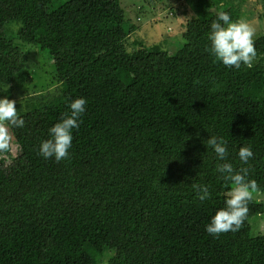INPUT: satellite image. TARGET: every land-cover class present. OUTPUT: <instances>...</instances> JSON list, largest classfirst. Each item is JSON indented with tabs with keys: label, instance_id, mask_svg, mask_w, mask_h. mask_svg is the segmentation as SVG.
Returning <instances> with one entry per match:
<instances>
[{
	"label": "trees",
	"instance_id": "16d2710c",
	"mask_svg": "<svg viewBox=\"0 0 264 264\" xmlns=\"http://www.w3.org/2000/svg\"><path fill=\"white\" fill-rule=\"evenodd\" d=\"M184 1L192 16L169 53L128 50L119 0H0V97L25 96L24 127L8 125L15 155L0 151L10 158L0 162V264H264V235L251 227L261 202L249 201L239 231H205L232 184L203 143L223 137L228 162L264 194V34L251 68L226 67L207 37L218 12L238 20V0ZM29 49L50 62L53 91H35ZM79 97L69 157L44 159L41 141ZM247 145L254 158L241 165Z\"/></svg>",
	"mask_w": 264,
	"mask_h": 264
},
{
	"label": "clouds",
	"instance_id": "9594fccd",
	"mask_svg": "<svg viewBox=\"0 0 264 264\" xmlns=\"http://www.w3.org/2000/svg\"><path fill=\"white\" fill-rule=\"evenodd\" d=\"M255 29L245 20L233 21L227 12L220 11L210 24L208 40L210 53L226 67L239 69L241 65L253 66L257 56L254 44ZM86 98H75L68 103V111L62 118L48 129V139L41 141L39 154L44 159L54 158L60 162L69 157L72 147L73 130L78 129L82 114L85 112ZM24 119L18 115L16 101L7 96L0 97V151L9 148L10 135L8 125L15 128L24 127ZM203 143L215 153L216 172L224 181H230L232 187L226 194L224 206L217 209L210 222L205 225V231L218 236L222 233L237 232L245 221L252 194L257 190V183L249 179L247 167L234 168L228 162V142L223 137L211 135ZM241 165L248 164L254 158L251 145L241 146L237 153ZM200 202L210 198V186L206 184L193 185Z\"/></svg>",
	"mask_w": 264,
	"mask_h": 264
},
{
	"label": "rangeland",
	"instance_id": "374dc122",
	"mask_svg": "<svg viewBox=\"0 0 264 264\" xmlns=\"http://www.w3.org/2000/svg\"><path fill=\"white\" fill-rule=\"evenodd\" d=\"M121 8L124 11L125 22L132 27V31L126 41L128 50L133 51L139 46H134L135 42L142 44L148 48L153 45H159L162 50L174 53L176 45L180 46L182 42L181 34L184 33L185 25L192 13L188 9L184 0H172L157 2L155 0H119ZM238 12V20H245L255 29L254 40L264 34V19L260 16L264 15V0H238L234 3ZM178 48V47H177ZM28 63L26 64L28 72L31 74L33 84L36 90L43 93L53 91L56 84L51 83V64L41 55L29 49L27 52ZM50 87L49 89H47ZM18 90L14 91L13 100L19 104L24 100L25 96L20 94ZM9 142L10 156L15 155L13 137ZM9 153L1 156L0 162L9 163ZM252 199L261 202L264 205V194L253 192ZM252 235H264V214L259 218L251 220ZM107 259V258H106ZM104 260L106 264L107 260Z\"/></svg>",
	"mask_w": 264,
	"mask_h": 264
}]
</instances>
